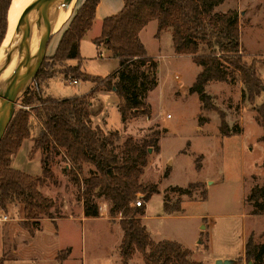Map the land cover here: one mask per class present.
I'll use <instances>...</instances> for the list:
<instances>
[{
    "label": "rangeland",
    "instance_id": "374dc122",
    "mask_svg": "<svg viewBox=\"0 0 264 264\" xmlns=\"http://www.w3.org/2000/svg\"><path fill=\"white\" fill-rule=\"evenodd\" d=\"M230 10L238 15L240 42L248 60L254 58L259 61L264 57V0H227L215 12ZM62 29L54 35L60 34ZM151 33V27H148L142 35L148 52L151 55H167L164 49L158 53ZM94 35L95 30L88 33V37ZM53 36L47 44L48 51L54 44ZM89 48L92 59L83 62L82 72L106 78L118 69V60L106 49L100 48L95 52L90 44ZM12 53L14 57L15 46ZM204 53L199 51V54ZM98 54L100 57H97ZM49 57L46 53V58ZM156 61L159 65L158 85L145 100L150 116L142 115L122 125L118 108L110 98L102 99L103 95H110L111 92L100 89L98 93L86 95L91 103L92 128L102 127L104 130L100 129L105 134L116 131L118 144L128 136L141 141L154 137L156 132L161 133L158 150H150L140 181L144 186H155L157 189L147 204H142L144 219L137 216L151 240L177 241L195 247L189 259L201 264H215L217 260L254 264L251 259H246L245 247L248 240L252 244H264V144L261 141L263 130L254 120L255 112L248 102L241 100L243 86L239 81L232 85L210 83L208 93L217 111L201 112L197 96L187 91V86L194 82L200 68L188 57L168 60L165 56ZM48 64V69L55 73L62 71L63 65ZM257 70L264 83V64H258ZM174 74L179 75L182 87L173 79ZM70 83L71 80H65L62 74L57 73L40 85L38 94L43 98L49 92L54 98H72L95 87L91 82ZM31 84L32 81L25 90ZM23 93L18 98L15 111L20 108ZM110 96L117 99L113 93ZM262 98L257 99L254 105H260ZM103 101L108 106V113L101 115ZM36 105L37 101H32L31 106ZM30 108L23 107L30 111V139L22 142L12 158L11 167L34 177L41 175L42 156L35 153L28 158L31 139L40 130V123ZM218 112L224 114V120L231 128L238 127L241 133L222 136L218 130ZM199 114L203 119L209 118L202 126L197 123ZM163 128L167 130L166 134ZM196 162L200 163V169L195 168ZM93 171L94 168L87 164L78 169L62 155L53 157L52 177L47 179L40 191L54 201L51 216L59 220L56 223L43 221L40 231L33 237L22 228L16 206L9 205L6 213L0 210V258L4 256L6 259L3 264H64L61 262L70 251L71 259L66 264H79V256L84 252L91 254L90 264H121L118 254L123 233L119 217L109 216L108 204L99 198L96 201L99 216L84 221L82 201L78 199L82 186L74 181V177L80 181ZM192 183H198V187L190 197L181 196L182 211L166 214L163 203L171 205L180 197L172 188L184 189ZM3 217L6 221L2 220ZM13 250H16L17 256ZM54 254H57V261L53 258ZM98 254L113 255L106 258L105 255L98 257ZM129 264L148 263L136 250Z\"/></svg>",
    "mask_w": 264,
    "mask_h": 264
},
{
    "label": "trees",
    "instance_id": "16d2710c",
    "mask_svg": "<svg viewBox=\"0 0 264 264\" xmlns=\"http://www.w3.org/2000/svg\"><path fill=\"white\" fill-rule=\"evenodd\" d=\"M11 1L0 0V44L6 35ZM98 1L85 0L75 7L55 52L51 57H45L4 132L0 141V210L6 213L9 205L16 206L18 218L30 236L39 229V220H54L51 216L54 201L44 196L40 189L52 177L53 157L62 155L78 169L82 164L94 168L87 178L78 181L74 177V181L82 186L78 199L82 201L83 214L87 218L99 216L96 202L99 198L108 204L110 217H119L123 233L119 252L121 264H128L136 250L148 264H201L191 261L190 251L176 242L151 240L137 217L144 216V209L132 205L138 197L147 203L157 192L155 186H144L140 181L150 150H158L161 133L156 132L154 137L141 141L128 136L118 144L116 131L105 134L100 128H92L91 103L86 95L43 98L38 94L40 85L57 73L65 80L91 82L95 86L92 93L104 89L118 97L117 108L123 125L139 116H150L145 100L158 85L157 63L147 56L138 34L149 22H155L154 37L169 30L174 53L189 55L192 63L200 68L188 93L197 96L201 112L217 111L205 91L208 83L232 85L239 81L243 86L241 100L248 102L255 112L254 120L263 130L261 141L264 144V83L257 70L258 64H264V57L259 61L248 60L240 42L241 31L235 11L215 12L227 0H123V9L104 19L100 35L92 40L94 45L103 47L118 59V69L106 78L86 74L80 71L79 43L93 24ZM200 50L205 53L199 54ZM70 60L76 61V65H66ZM49 62L63 65L62 71L55 73L48 69ZM261 97V104L255 106V101ZM34 100L38 105L31 106ZM28 106L32 107L30 110L40 123L38 135L31 139L28 155V158L35 153L42 156L41 175L34 177L11 167L12 158L22 142L30 139V111L23 109ZM218 117V130L222 136L241 133L238 127L227 125L224 114L218 112ZM208 121L200 114L197 117L198 126ZM200 167L196 162L195 168ZM262 169L264 171V161ZM197 187L198 183L184 189L173 187L180 197L171 205L163 203L165 213L181 212V196L190 197ZM245 257L254 264H263L264 244H252L248 240ZM5 260L2 256L0 264Z\"/></svg>",
    "mask_w": 264,
    "mask_h": 264
},
{
    "label": "crops",
    "instance_id": "0c3cea01",
    "mask_svg": "<svg viewBox=\"0 0 264 264\" xmlns=\"http://www.w3.org/2000/svg\"><path fill=\"white\" fill-rule=\"evenodd\" d=\"M85 0H74L73 1V4H72V9H71V13H70V15H69V17H68V19L66 20V22L62 25V27L60 28V30L63 28H65V26L67 25V23H68V21H69V19H70V17H71V15H72V13L74 12V9H75V7H77V6H79V5H81L83 2H84ZM224 4V3H223ZM123 6H124V3H123V0H99L98 1V4H97V6H96V8H95V12H94V20H93V24H92V26H91V28L85 33V35H84V37H83V39L80 41V43H79V53H80V56H81V59H82V61H81V66H82V64H83V62L84 61H86V60H90V59H92V57H91V55H92V50H91V48H89V44L90 45H92L93 47H94V50H95V52H97V50L98 49H100V48H103V47H97L96 45H94L93 43H92V40L94 39V38H96V37H98L99 35H100V31H101V24H102V22H103V20L104 19H106V18H109V17H111V16H114V15H116V14H118L122 9H123ZM221 6V5H220ZM219 6V7H220ZM54 16H55V12H54ZM97 27V28H96ZM148 27H151V37L154 39V45L156 46V48H157V51H158V53L159 52H162L161 50L162 49H164L163 51H165V52H168V54L167 55H151L149 52H148V49H147V47H146V43L144 42V40L142 39V35H143V33H144V31H146V29L148 28ZM156 28H157V26H156V23L155 22H149L140 32H139V34H138V37H139V40L141 41V43L143 44V46H144V49H145V51H146V54H147V56H149L150 58H152L156 63H157V71H158V62L156 61V59L157 58H159V57H162V58H164L165 56H166V58L168 59V60H170V59H173L174 57L175 58H178V57H188V58H190V56L189 55H177V54H175L174 53V49H173V44H172V35H171V32L169 31V30H167V31H164V32H162L157 38H155L154 36H155V33H156ZM63 29H62V31H63ZM59 30V31H60ZM94 31L95 30V34L96 35H94V36H92V37H88V33L89 32H91V31ZM59 31H57V32H59ZM56 32V33H57ZM62 33V32H61ZM61 33L60 34H58V35H54L55 34V32H54V36H55V40H54V44H53V46L50 48V50L48 51V49L49 48H47L46 49V53L47 54H49L50 55V57L53 55V53L55 52V49H56V47H57V44H58V41H59V39H60V36H61ZM53 36V37H54ZM52 39V38H51ZM89 43V44H88ZM108 53H110V52H108ZM160 54V53H159ZM110 55H112L111 53H110ZM97 57H100L99 56V54H98V56ZM112 57L114 58V59H117V58H115L113 55H112ZM118 60V59H117ZM190 60H191V58H190ZM67 64L68 65H72V66H74V65H76V61H73V60H70V61H67ZM80 71H81V67H80ZM200 71V70H199ZM199 73V72H198ZM197 73V74H198ZM87 74V73H86ZM196 74V75H197ZM174 75H176V74H174ZM174 77V76H173ZM174 79V78H173ZM50 80V79H49ZM181 83H182V86H183V82L181 81ZM212 83V82H211ZM192 85V84H191ZM191 85H189V86H187V91L189 90V88H190V86ZM209 85H210V83H208V85L205 87V91H206V93L208 94V95H210L209 93H208V88H209ZM48 86V85H47ZM49 90V86L47 87V91ZM93 90V88L91 89H89V90H87V91H85V92H83V93H81V94H78V95H76L75 97H79V96H85V95H87V94H89L91 91ZM242 91V90H241ZM98 93V92H97ZM113 92H111V94H112ZM110 94V95H111ZM114 94V93H113ZM51 94H50V92H49V94L47 95V96H50ZM110 95H103V97H102V99H106V98H110L111 99V101H112V103L115 105V107H117L118 106V104H119V99H118V97L116 96V98L117 99H112L111 98V96ZM211 96V95H210ZM50 97H53L54 98V96L52 95V96H50ZM56 98V97H55ZM56 99H64V98H60V97H57ZM103 103H104V101H103ZM106 103H104V106H103V111H102V114L101 115H104V114H106V113H108V110H107V104L105 105ZM92 119V118H91ZM209 119V118H208ZM226 123H227V121H226ZM123 125V124H122ZM204 125V124H203ZM228 125V124H227ZM229 126V125H228ZM230 128H231V126H229ZM102 130H104V128H102V127H100ZM164 130H165V134H166V132H167V130L165 129V128H163ZM200 129H201V127H200ZM165 134H163L162 136H164ZM147 203H145L144 205H146ZM83 217H84V221H90V220H92V219H94V218H87V217H85L84 216V214H83ZM144 217H145V214H144V216L141 218V220H143L144 219ZM50 219H41V220H39L38 221V223H39V229L34 233V235L33 236H35L39 231H40V228H41V223L43 222V221H49ZM57 220H59V219H55V220H52L54 223H56V221ZM1 221V220H0ZM51 221V220H50ZM83 222V221H82ZM22 228H23V226H22ZM24 229V228H23ZM25 230V229H24ZM26 231V230H25ZM27 232V231H26ZM29 235V234H28ZM30 236V235H29ZM33 236H30V237H33ZM155 242V241H154ZM159 242V241H158ZM173 242H176V243H178L179 245H181V247L182 248H184V249H187V250H189L190 252H193L194 251V249H195V247L193 248V247H191V246H187V245H184V244H182V243H180V242H177V241H173ZM200 241H198L197 242V245H198V243H199ZM84 243H86V241H84ZM106 245H108V244H106ZM197 245H196V247H197ZM207 246H208V251H209V245L207 244ZM84 248H85V246H84ZM13 253L17 256L18 254H17V252H16V250H13ZM70 253H71V251H70ZM68 254L65 258H63V260H62V262L61 263H64V264H66L67 263V261L68 260H70L71 258V255L72 254ZM82 253H83V249H82ZM101 255H105L106 256V258H108V257H110V256H112L113 254H98V257L99 256H101ZM243 254H241L240 256H242ZM56 256H57V254H54L53 255V258L55 259L56 258ZM91 254H86V252H84L83 254H80V256H79V264H90V259H91ZM115 256H116V254H115ZM190 256H192V254L190 253ZM218 258H220V257H218ZM228 259L230 258V259H232L231 257H227ZM118 259H119V262H120V255L118 254ZM56 260V259H55ZM131 260V259H130ZM130 260H129V262H128V264L130 263ZM57 261V260H56Z\"/></svg>",
    "mask_w": 264,
    "mask_h": 264
},
{
    "label": "water",
    "instance_id": "95a60500",
    "mask_svg": "<svg viewBox=\"0 0 264 264\" xmlns=\"http://www.w3.org/2000/svg\"><path fill=\"white\" fill-rule=\"evenodd\" d=\"M57 2L58 0H30V20L19 22L15 28L13 35L15 40L13 41H15L16 62L8 76L0 82V89H4V93L0 95V141L14 114L18 98L22 94L21 76L29 74L30 81H32L46 57L47 44L54 34V12ZM41 9L43 10L42 37L38 42L36 54L29 59L22 49L23 35L27 28L35 24ZM232 263V260L215 262V264Z\"/></svg>",
    "mask_w": 264,
    "mask_h": 264
},
{
    "label": "bare ground",
    "instance_id": "6f19581e",
    "mask_svg": "<svg viewBox=\"0 0 264 264\" xmlns=\"http://www.w3.org/2000/svg\"><path fill=\"white\" fill-rule=\"evenodd\" d=\"M74 0H58L55 8L54 16V32L60 30L62 25L68 19ZM30 0H12L7 14V31L5 38L0 45V82L3 81L11 72L16 62L13 57L14 31L17 24L23 20H30ZM74 5V4H73ZM43 32V10L39 11L37 21L32 27L26 29L23 35L22 49L23 52L31 59L37 51L38 42ZM30 84L29 74L21 76V92ZM4 93V89H0V95Z\"/></svg>",
    "mask_w": 264,
    "mask_h": 264
},
{
    "label": "built area",
    "instance_id": "2783aa9c",
    "mask_svg": "<svg viewBox=\"0 0 264 264\" xmlns=\"http://www.w3.org/2000/svg\"><path fill=\"white\" fill-rule=\"evenodd\" d=\"M174 80L177 82V84L179 85V86H181V79H180V77H179V75H174ZM76 83V81H71V83L70 84H75ZM182 87V86H181ZM180 87V88H181ZM142 204L144 205V201L142 200V198H140V197H138L133 203H132V205H133V207H141L142 206ZM2 220L3 221H6V217H3L2 218Z\"/></svg>",
    "mask_w": 264,
    "mask_h": 264
}]
</instances>
